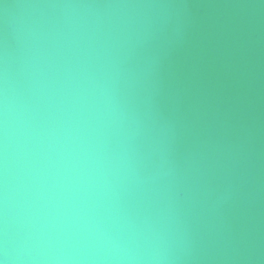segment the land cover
<instances>
[{
	"label": "water",
	"instance_id": "1",
	"mask_svg": "<svg viewBox=\"0 0 264 264\" xmlns=\"http://www.w3.org/2000/svg\"><path fill=\"white\" fill-rule=\"evenodd\" d=\"M61 34L129 41V90L168 174L178 253L264 264V0H0L13 72Z\"/></svg>",
	"mask_w": 264,
	"mask_h": 264
},
{
	"label": "clouds",
	"instance_id": "2",
	"mask_svg": "<svg viewBox=\"0 0 264 264\" xmlns=\"http://www.w3.org/2000/svg\"><path fill=\"white\" fill-rule=\"evenodd\" d=\"M127 43L61 34L27 47L13 72L0 42V264L191 259L174 245L170 181L129 90Z\"/></svg>",
	"mask_w": 264,
	"mask_h": 264
}]
</instances>
